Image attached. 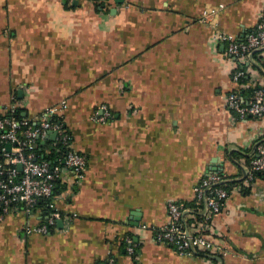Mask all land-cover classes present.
I'll use <instances>...</instances> for the list:
<instances>
[{
	"label": "crops",
	"instance_id": "crops-1",
	"mask_svg": "<svg viewBox=\"0 0 264 264\" xmlns=\"http://www.w3.org/2000/svg\"><path fill=\"white\" fill-rule=\"evenodd\" d=\"M210 8L216 27L203 22ZM263 16L264 0H0V115L15 101L29 118L65 102L71 146L88 161L78 183L63 168L51 202L62 226L26 234L42 208L0 217V264H212L155 230L209 173L246 176L264 116L239 118L227 96L261 85L264 69L230 56L218 31L243 37ZM239 67L246 81L233 79ZM102 103L107 123L92 118ZM208 235L229 250L219 264H264V176L231 192Z\"/></svg>",
	"mask_w": 264,
	"mask_h": 264
},
{
	"label": "built area",
	"instance_id": "built-area-1",
	"mask_svg": "<svg viewBox=\"0 0 264 264\" xmlns=\"http://www.w3.org/2000/svg\"><path fill=\"white\" fill-rule=\"evenodd\" d=\"M219 11L217 8L205 10L203 22L216 27ZM218 36L225 43L230 56L250 60L255 50L264 48V16L256 28L243 37H236L223 31H218ZM245 74L244 70H236L233 79L238 82ZM227 104L239 118L264 116V81L248 98L238 92L229 93ZM21 106V102L15 101L6 113L0 116V209L3 215L20 209L30 216L36 214L40 200L50 198L57 182L62 181L64 167L76 175L78 183L84 179L88 164L84 155L69 149L72 136L60 117L65 102L49 107L36 118L24 115L19 118L14 115L13 113L21 109ZM114 116L107 104H100L92 118L98 123H107ZM52 133H55L53 139L49 137ZM44 140L51 142L45 149L47 154L53 149L64 151L58 163L40 159L39 145ZM256 173H264V140L249 161L246 177L253 179ZM226 180L222 172H211L194 188L192 206L183 202L170 203L169 222L155 230L156 241L168 244L179 254L188 257L197 256L199 251L209 252L213 256L228 255V248L216 243L208 235V226L221 214L232 192L223 187ZM233 190H238V187H234ZM50 206L53 208L52 203ZM195 213L199 215L195 216ZM192 216H195L193 220L197 219L195 222L189 221ZM63 218L62 213L53 208L46 220L37 225H28L24 230L28 234L46 235L60 220H64ZM125 244L128 254L133 256L136 252V243L131 237H127ZM103 264L118 262L115 256L110 255Z\"/></svg>",
	"mask_w": 264,
	"mask_h": 264
},
{
	"label": "trees",
	"instance_id": "trees-1",
	"mask_svg": "<svg viewBox=\"0 0 264 264\" xmlns=\"http://www.w3.org/2000/svg\"><path fill=\"white\" fill-rule=\"evenodd\" d=\"M258 61V63H259V66L260 67H262L263 69H264V48L263 49H259V50H256L255 52H254V54H253V61ZM255 64H257L256 62H255ZM243 65H245V64H241V66H243ZM237 70H244L245 71V68H243V67H239V69H237ZM241 81H246V74L242 77V79H240ZM258 87V85L255 87V88H257ZM255 88L254 89H251L249 92H248V94L246 93V92H244V94L245 95H248V97H250L251 95H252V93H253V91L255 90ZM244 95V96H245ZM102 104H104V103H102ZM23 109H19L18 111H16L15 113H13L14 115H16L17 117H22L23 116V111H22ZM9 114H11V112H8ZM235 113V112H234ZM236 114V113H235ZM0 116H2V115H0ZM113 120V119H112ZM66 128V127H65ZM67 129V128H66ZM70 134H71V132L69 131V130H67ZM72 136V135H71ZM72 141H73V139H71V142H70V147H69V149H72L73 150V148H72ZM51 142L49 141V140H44V142H42L40 145H39V150H40V159H45V160H49V161H52L53 163H58L59 161H58V159H59V157H60V155L64 152L63 150H61L60 152L58 151V149H53L52 151H51V153L50 154H47L46 153V151H45V149L46 148H48L50 145ZM81 154V153H80ZM82 155H84V154H82ZM85 156V155H84ZM86 157V156H85ZM87 158V157H86ZM250 159L251 158H249L248 160L250 161ZM87 163H88V161H87ZM260 176H264V173H256L255 175H254V178L253 179H249V178H247L246 176L244 177V178H242V179H240V180H228V181H226L225 182V184L223 185V187H225L226 189H228L229 191H232L233 192V190H232V187H234V186H237L238 187V190L239 191H243V190H248V188H249V186L254 182V180L257 178V177H260ZM62 188V184H61V181H58L57 182V186H56V188H55V191H54V193H53V195L50 197V198H48V199H44V200H40V202L38 203V209L40 208H42V210H43V218H42V220H40V222L41 221H44V220H46V218H47V216H49L50 215V213L53 211V208L50 206L51 205V202H52V199H53V196H54V194H55V192L56 191H58L59 189H61ZM235 191V190H234ZM188 206H192V202L191 203H186ZM55 209V208H54ZM21 210V209H20ZM23 211V210H22ZM14 212H17V211H14ZM62 213V212H61ZM62 215L64 216V213H62ZM191 215V214H190ZM195 216H198L199 214L198 213H195L194 214ZM1 216H3V212H2V210L0 209V217ZM195 216H192V217H190L189 218V221L190 222H195L196 220L194 219L193 220V218L195 217ZM39 222V223H40ZM57 225V224H56ZM56 225L53 227V228H56ZM211 225H212V223L208 226V229L210 230V228H211ZM26 226H28V225H26ZM25 226V227H26ZM24 227V228H25ZM52 230V229H51ZM209 230H208V232H209ZM25 231V230H24ZM26 232V231H25ZM26 234H28L27 232H26ZM138 246H136V252H135V256H137L138 255V248H137ZM197 256H201V257H207L208 259H211L212 260V262H213V264H219V262L217 261V260H215L214 258H213V255H211L209 252H206V251H199L198 253H197ZM106 261V260H105Z\"/></svg>",
	"mask_w": 264,
	"mask_h": 264
},
{
	"label": "water",
	"instance_id": "water-1",
	"mask_svg": "<svg viewBox=\"0 0 264 264\" xmlns=\"http://www.w3.org/2000/svg\"><path fill=\"white\" fill-rule=\"evenodd\" d=\"M118 2H122L123 0H117ZM256 51V50H255ZM254 51V52H255ZM254 52L251 54V56H250V59L253 61V54H254ZM23 115H26L25 113H23ZM54 136H55V133H52V134H49V137L51 138V139H53L54 138ZM263 141V140H262ZM261 141V142H262ZM260 142V143H261ZM8 148L10 149L11 148V145H9L8 146ZM20 169H22V167L20 166ZM58 225L59 226H62L63 225V220H60L59 222H58ZM213 258L215 259V260H217V261H219L220 263H222L223 262V260H222V257L221 256H217V255H215V256H213Z\"/></svg>",
	"mask_w": 264,
	"mask_h": 264
},
{
	"label": "rangeland",
	"instance_id": "rangeland-1",
	"mask_svg": "<svg viewBox=\"0 0 264 264\" xmlns=\"http://www.w3.org/2000/svg\"><path fill=\"white\" fill-rule=\"evenodd\" d=\"M213 264V263H212Z\"/></svg>",
	"mask_w": 264,
	"mask_h": 264
}]
</instances>
